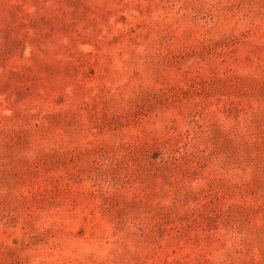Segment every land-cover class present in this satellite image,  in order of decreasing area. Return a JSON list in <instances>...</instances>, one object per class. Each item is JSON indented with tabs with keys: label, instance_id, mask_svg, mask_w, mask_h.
<instances>
[{
	"label": "rangeland",
	"instance_id": "obj_1",
	"mask_svg": "<svg viewBox=\"0 0 264 264\" xmlns=\"http://www.w3.org/2000/svg\"><path fill=\"white\" fill-rule=\"evenodd\" d=\"M0 264H264V0H0Z\"/></svg>",
	"mask_w": 264,
	"mask_h": 264
}]
</instances>
